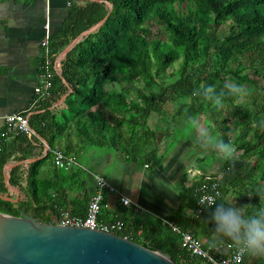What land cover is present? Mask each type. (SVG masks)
Here are the masks:
<instances>
[{
  "label": "trees",
  "instance_id": "obj_1",
  "mask_svg": "<svg viewBox=\"0 0 264 264\" xmlns=\"http://www.w3.org/2000/svg\"><path fill=\"white\" fill-rule=\"evenodd\" d=\"M67 2V17L50 37L52 60L81 32L109 14L62 58L60 68L67 83L55 73L50 95L38 98L32 109L23 113L33 133H18L20 141L37 144L39 137L52 147L70 121L79 143L76 150L70 145L61 150L65 154L76 155L88 145L109 146L127 162L159 164L164 157L159 154L162 139L171 137L175 144L182 135L175 134L173 128L186 124L189 117L205 119L214 129L213 135L237 149L234 161L216 156L215 160H222V169L209 176L218 183L217 202L239 207L245 214L264 203V192L260 197L255 194V189H264V0ZM175 63L178 67L173 69ZM226 83L242 85L248 94L243 98L226 96L227 107L219 111L203 97L192 96L194 90L207 85L226 93ZM69 89L64 102L70 115L68 121L59 122L50 107ZM160 119L166 124L159 123ZM182 137L189 143L185 135ZM32 154L12 158L3 147L0 194L8 193L4 165ZM50 157L48 150L41 159L8 169L9 184L19 187L24 200L14 208L0 198L1 213L18 216L24 209L46 223L52 222L49 214L59 217L62 211L71 216L86 215L93 193L88 190L86 173L78 168L65 171L53 167L50 174L42 176L40 169ZM223 172L236 173L231 179L219 178ZM204 176L196 175L190 183L187 176L182 178L174 214L152 219L136 216L127 222L121 217L116 220L123 221L124 228L113 233L161 250L177 264H208L191 255L182 246L180 234L168 225L189 231L209 249L214 225L208 217L213 209L202 207L197 213L196 189ZM234 196L238 199L232 202ZM241 264H264V260L242 257Z\"/></svg>",
  "mask_w": 264,
  "mask_h": 264
},
{
  "label": "crops",
  "instance_id": "obj_2",
  "mask_svg": "<svg viewBox=\"0 0 264 264\" xmlns=\"http://www.w3.org/2000/svg\"><path fill=\"white\" fill-rule=\"evenodd\" d=\"M67 13V0H0L1 152L4 147L6 151L11 152L12 158L22 153H33L25 160L8 162H14L17 165L20 163L29 164L41 159L50 150L51 157L40 169L42 176L50 174L55 167L52 153L54 150H63L69 145L75 150L78 147L79 141L76 139L74 127L72 122L68 121L70 109L64 102L69 92L50 107V109H55L54 113L59 122H63L64 119L68 121L67 131L54 140L52 147L46 140L39 137L37 139L40 142L33 143L34 145L20 141L17 134L23 132L8 131L3 117L15 112L25 113L32 109L37 100L34 88L38 84L40 68L44 61L43 50L40 46L43 24L48 16L51 34L54 35L62 27ZM199 121L211 131V127L206 126L205 119H199ZM32 133L31 130L24 134ZM182 136L183 133L179 138H176L175 144L170 140L171 137L162 139L159 154H164V157L159 164L142 160L127 162L121 159L116 150L109 146H83L76 155L70 154L76 158L80 165L88 168L94 174L103 176L107 183L114 188V191L104 192L105 206L100 211V221L109 223L113 222V219L124 217V221L127 222L129 218L136 216L152 219L174 214L179 205V190L184 176L190 179L196 175L211 176L216 174L218 170L216 161L204 163L205 155H209L210 149L205 151L200 147L194 132H191L189 136V143ZM194 142L198 153H204V155L197 157V161L191 165L192 155H186V152L191 149V144ZM170 145L172 148L168 149ZM198 163L203 164V168L196 167L195 165ZM6 174L8 179V170ZM222 175L223 173H220L219 178ZM86 176L89 181L87 187L91 193L94 191V179L91 174L86 173ZM188 182L190 183L191 179ZM5 185L8 193L1 195L11 199L10 202L14 208H18L24 200V194L18 186L10 184L11 187H9L6 183ZM120 195L129 198L131 205H123L119 200ZM20 211L32 216L31 212L24 209H20ZM49 216L52 221H56L60 217L54 214H49Z\"/></svg>",
  "mask_w": 264,
  "mask_h": 264
},
{
  "label": "water",
  "instance_id": "obj_3",
  "mask_svg": "<svg viewBox=\"0 0 264 264\" xmlns=\"http://www.w3.org/2000/svg\"><path fill=\"white\" fill-rule=\"evenodd\" d=\"M100 1V0H98ZM111 7V4L109 3ZM81 32L58 55V75L64 55L84 35L99 27L107 18ZM71 90L69 89V93ZM64 98V97H63ZM16 163L3 168L5 183L9 186L6 171ZM0 198L11 200L3 197ZM0 264H177L161 250L143 247L112 232L76 226H63L52 221L41 222L20 211L18 216L0 212Z\"/></svg>",
  "mask_w": 264,
  "mask_h": 264
},
{
  "label": "built area",
  "instance_id": "obj_4",
  "mask_svg": "<svg viewBox=\"0 0 264 264\" xmlns=\"http://www.w3.org/2000/svg\"><path fill=\"white\" fill-rule=\"evenodd\" d=\"M43 35L40 40V46L43 50L44 61L40 68L39 81L34 88L36 99L50 95L52 81L55 73H58L57 58L52 61L49 41L51 37L50 20L47 16L43 24ZM8 131L29 133L31 131L28 118L21 112L7 114L3 117ZM1 153V143H0ZM53 164L57 169L70 170L71 168L81 169L87 174H91L94 179V191L90 196L87 203V211L84 217L71 216L68 211H62L57 223L63 226H76L85 227L89 229L100 230L104 232L119 231L124 228V222L115 220L111 223H104L99 220V214L104 204V192L114 191L105 178L101 175L92 173L88 168L80 165L76 158L72 155L65 154L61 150H54ZM196 173V172H195ZM201 174V173H198ZM201 176V175H200ZM210 176H204V182L201 183L196 191L198 192V199L205 195H212L215 198L219 195L218 183L211 181ZM127 197L120 195L119 200L125 206H130L131 201L129 198L124 203ZM198 204V202H197ZM202 206L198 204L197 213H200ZM170 229L180 234L182 246L193 256H197L205 260L208 264H241L242 257H237L235 249L232 244L225 243L217 249L210 250L203 248L201 242L193 236L189 231H182L178 226L168 223Z\"/></svg>",
  "mask_w": 264,
  "mask_h": 264
},
{
  "label": "clouds",
  "instance_id": "obj_5",
  "mask_svg": "<svg viewBox=\"0 0 264 264\" xmlns=\"http://www.w3.org/2000/svg\"><path fill=\"white\" fill-rule=\"evenodd\" d=\"M227 92H217L212 85H207L193 91V97H203L212 103L217 110L227 107L225 97L231 96L243 98L248 90L239 84L226 83ZM186 127L196 134L200 147L207 151L211 149L225 161H234L236 158V147L231 142L212 134L207 127L201 124L199 119L189 117ZM264 189H255L259 197ZM249 196L252 193H248ZM128 199H124L126 203ZM198 204L206 209H213L208 217V222L214 225L212 236L208 247L210 250L217 249L227 240L230 241L237 257H249L264 260V203L253 209L250 214H245L239 207L223 202H217L212 195L202 196L197 200Z\"/></svg>",
  "mask_w": 264,
  "mask_h": 264
},
{
  "label": "rangeland",
  "instance_id": "obj_6",
  "mask_svg": "<svg viewBox=\"0 0 264 264\" xmlns=\"http://www.w3.org/2000/svg\"><path fill=\"white\" fill-rule=\"evenodd\" d=\"M178 67V63H175L174 65H173V69H176ZM261 84L262 85H264V80H261ZM167 107H168V109L170 110V108H171V104H168L167 105ZM159 123H161L162 125H165L166 124V122L165 121H163L162 119H160L159 120ZM206 126H209V122H206ZM172 131H174L175 132V134H177V133H179V132H182L183 133V135H185V138L186 139H190V134H191V132H190V130L186 127V124L185 125H183V126H176V129L175 128H173L172 129ZM213 131H214V129L213 128H211V132L213 133ZM181 133V134H182ZM192 140H194V139H192ZM192 145V147H191V149H189V150H187V152H186V155L187 154H191L192 155V157H193V159H192V157H191V165H194V163L197 161V157H199V156H202V155H204V153H198V148L195 146V142H194V144H191ZM216 156H219L216 152H214V151H212L211 149L209 150V155H205V160H204V163L205 164H207V163H213V161L215 162L216 161V165H217V167H218V169L220 168V169H222V160H215L216 159ZM218 158V157H217ZM196 167H198V168H203V164H201V163H198V165H195ZM235 173L236 172H223V175H222V177L223 178H226V179H231L232 177H233V175H235ZM237 196H234V197H231V200H232V202H234L235 201V198H236ZM238 198H236V200H237Z\"/></svg>",
  "mask_w": 264,
  "mask_h": 264
}]
</instances>
